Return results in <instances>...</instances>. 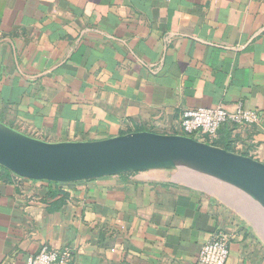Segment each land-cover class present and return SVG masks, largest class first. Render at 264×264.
Returning <instances> with one entry per match:
<instances>
[{
  "label": "crops",
  "instance_id": "crops-1",
  "mask_svg": "<svg viewBox=\"0 0 264 264\" xmlns=\"http://www.w3.org/2000/svg\"><path fill=\"white\" fill-rule=\"evenodd\" d=\"M239 103L260 122L204 143L264 163V0H0V121L32 138L180 134L184 108ZM172 174L35 179L0 164V264L44 245L70 247L71 264H196L218 231L226 264H264L235 208Z\"/></svg>",
  "mask_w": 264,
  "mask_h": 264
},
{
  "label": "water",
  "instance_id": "water-1",
  "mask_svg": "<svg viewBox=\"0 0 264 264\" xmlns=\"http://www.w3.org/2000/svg\"><path fill=\"white\" fill-rule=\"evenodd\" d=\"M16 133L0 134V164L24 177L79 180L138 169L173 170L175 182L224 195L222 187L255 183V194L264 198L263 162L193 137L140 131L100 141L49 143Z\"/></svg>",
  "mask_w": 264,
  "mask_h": 264
},
{
  "label": "built area",
  "instance_id": "built-area-1",
  "mask_svg": "<svg viewBox=\"0 0 264 264\" xmlns=\"http://www.w3.org/2000/svg\"><path fill=\"white\" fill-rule=\"evenodd\" d=\"M261 114L239 103L235 110L223 106L189 107L181 113V135L193 137L201 142L215 137L220 128L226 124L243 127L259 123ZM231 236L224 232H215L202 246L196 264H226L230 253ZM72 249L42 246L40 251L28 258L25 264H71Z\"/></svg>",
  "mask_w": 264,
  "mask_h": 264
},
{
  "label": "rangeland",
  "instance_id": "rangeland-1",
  "mask_svg": "<svg viewBox=\"0 0 264 264\" xmlns=\"http://www.w3.org/2000/svg\"><path fill=\"white\" fill-rule=\"evenodd\" d=\"M0 125L8 129H11L15 132H18L22 135L31 137L29 135L20 132V130L15 128V126L6 124L2 121H0ZM247 185L249 188L232 187L231 189H227L225 188L226 186L222 187L221 190L225 192V195L219 191H210L209 193L229 203L264 238V198L260 194H255V192L257 191V185L255 183H251V184L247 183ZM241 189H244L245 191L243 190L241 191Z\"/></svg>",
  "mask_w": 264,
  "mask_h": 264
},
{
  "label": "trees",
  "instance_id": "trees-1",
  "mask_svg": "<svg viewBox=\"0 0 264 264\" xmlns=\"http://www.w3.org/2000/svg\"><path fill=\"white\" fill-rule=\"evenodd\" d=\"M57 196H61L60 198L63 199L66 195L64 192H62L61 189H56V190L51 191L50 197L52 198V200H55V198H57Z\"/></svg>",
  "mask_w": 264,
  "mask_h": 264
},
{
  "label": "bare ground",
  "instance_id": "bare-ground-1",
  "mask_svg": "<svg viewBox=\"0 0 264 264\" xmlns=\"http://www.w3.org/2000/svg\"><path fill=\"white\" fill-rule=\"evenodd\" d=\"M0 134H3V135H7V136H15L17 135L16 132L12 131V130H9L8 128H5L3 126H0Z\"/></svg>",
  "mask_w": 264,
  "mask_h": 264
}]
</instances>
